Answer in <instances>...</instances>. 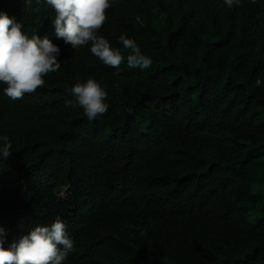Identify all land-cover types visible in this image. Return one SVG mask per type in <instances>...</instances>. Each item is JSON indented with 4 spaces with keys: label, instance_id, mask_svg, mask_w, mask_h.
<instances>
[{
    "label": "trees",
    "instance_id": "trees-1",
    "mask_svg": "<svg viewBox=\"0 0 264 264\" xmlns=\"http://www.w3.org/2000/svg\"><path fill=\"white\" fill-rule=\"evenodd\" d=\"M0 12L61 48L45 87L13 101L0 85L5 247L60 216L68 264H264V0H117L98 34L124 56L119 70L57 39L43 0L27 13L0 0ZM122 34L150 68L128 67ZM89 78L111 105L91 122L65 106Z\"/></svg>",
    "mask_w": 264,
    "mask_h": 264
},
{
    "label": "clouds",
    "instance_id": "clouds-1",
    "mask_svg": "<svg viewBox=\"0 0 264 264\" xmlns=\"http://www.w3.org/2000/svg\"><path fill=\"white\" fill-rule=\"evenodd\" d=\"M54 9L52 23L57 39L70 45L75 52L88 47L92 55L104 65L119 70L124 56L114 49L109 40L99 35V30L108 20L107 10L117 0H43ZM250 4L258 0H248ZM25 12L32 9L33 0H23ZM228 8L242 6V0H223ZM24 25L7 12H0V85L3 94L13 101L21 100L25 94L45 87L44 77L61 69V48L47 36L29 37ZM119 43L132 49L127 57L130 68L148 69L152 66L151 56L141 52L132 39L122 34ZM119 75V71L115 73ZM74 98L65 102L66 107L83 109L88 121H95L109 111V92L94 78L85 83L77 82L69 89ZM13 144L7 135H0V157L7 159L12 154ZM10 230L0 226V264H68L69 254L75 251V242L68 232L66 222L56 216L49 225H39L23 235L18 241L8 242Z\"/></svg>",
    "mask_w": 264,
    "mask_h": 264
},
{
    "label": "rangeland",
    "instance_id": "rangeland-1",
    "mask_svg": "<svg viewBox=\"0 0 264 264\" xmlns=\"http://www.w3.org/2000/svg\"><path fill=\"white\" fill-rule=\"evenodd\" d=\"M258 185L254 184L253 185V190L255 192L256 195H259V190H258ZM263 214H261L259 212V210H251L250 214L247 216L248 221L254 223L255 221H257L258 219L262 218Z\"/></svg>",
    "mask_w": 264,
    "mask_h": 264
}]
</instances>
